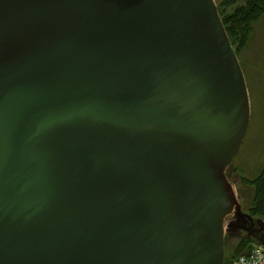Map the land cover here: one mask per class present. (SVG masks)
<instances>
[{
	"label": "water",
	"instance_id": "1",
	"mask_svg": "<svg viewBox=\"0 0 264 264\" xmlns=\"http://www.w3.org/2000/svg\"><path fill=\"white\" fill-rule=\"evenodd\" d=\"M249 122L215 0H0V264H224Z\"/></svg>",
	"mask_w": 264,
	"mask_h": 264
},
{
	"label": "rangeland",
	"instance_id": "2",
	"mask_svg": "<svg viewBox=\"0 0 264 264\" xmlns=\"http://www.w3.org/2000/svg\"><path fill=\"white\" fill-rule=\"evenodd\" d=\"M221 10L231 13L243 2L229 3L215 0ZM247 82L250 99V122L240 150L226 169V176L233 184L242 210L251 214L254 206L255 187L245 180L255 179L264 166V16L254 24L249 41L237 53ZM255 228L264 226V218L251 214ZM235 219V218H234ZM233 219V220H234ZM246 245L238 251L242 241ZM264 240L263 232L225 227V262L234 264L237 258Z\"/></svg>",
	"mask_w": 264,
	"mask_h": 264
},
{
	"label": "trees",
	"instance_id": "3",
	"mask_svg": "<svg viewBox=\"0 0 264 264\" xmlns=\"http://www.w3.org/2000/svg\"><path fill=\"white\" fill-rule=\"evenodd\" d=\"M227 2H243L231 13L221 10L218 6L227 33L236 53H238L242 46L249 41L254 24L264 16V0H227ZM245 182L255 187L254 206L251 207V214L264 218V166L255 179L245 180ZM246 242V240L242 241L238 251L243 249Z\"/></svg>",
	"mask_w": 264,
	"mask_h": 264
},
{
	"label": "built area",
	"instance_id": "4",
	"mask_svg": "<svg viewBox=\"0 0 264 264\" xmlns=\"http://www.w3.org/2000/svg\"><path fill=\"white\" fill-rule=\"evenodd\" d=\"M234 264H264V246L254 245L248 253L240 255Z\"/></svg>",
	"mask_w": 264,
	"mask_h": 264
},
{
	"label": "flooded vegetation",
	"instance_id": "5",
	"mask_svg": "<svg viewBox=\"0 0 264 264\" xmlns=\"http://www.w3.org/2000/svg\"><path fill=\"white\" fill-rule=\"evenodd\" d=\"M234 219V218H233ZM251 225V224H250ZM253 228H255L254 226H252ZM259 227H257L256 229H258ZM261 232H263L264 233V231H261Z\"/></svg>",
	"mask_w": 264,
	"mask_h": 264
}]
</instances>
